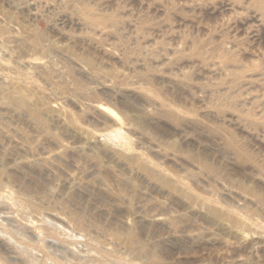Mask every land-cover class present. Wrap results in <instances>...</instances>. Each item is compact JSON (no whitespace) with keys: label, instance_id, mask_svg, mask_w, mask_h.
<instances>
[{"label":"rangeland","instance_id":"rangeland-1","mask_svg":"<svg viewBox=\"0 0 264 264\" xmlns=\"http://www.w3.org/2000/svg\"><path fill=\"white\" fill-rule=\"evenodd\" d=\"M0 264H264V0H0Z\"/></svg>","mask_w":264,"mask_h":264},{"label":"bare ground","instance_id":"bare-ground-1","mask_svg":"<svg viewBox=\"0 0 264 264\" xmlns=\"http://www.w3.org/2000/svg\"><path fill=\"white\" fill-rule=\"evenodd\" d=\"M99 108L105 112H107L109 115H111L114 118H117L118 115L115 111H113L110 107L106 106V105H100Z\"/></svg>","mask_w":264,"mask_h":264}]
</instances>
